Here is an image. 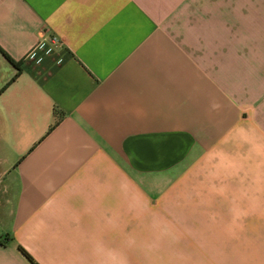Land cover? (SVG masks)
<instances>
[{"label": "crops", "instance_id": "0c3cea01", "mask_svg": "<svg viewBox=\"0 0 264 264\" xmlns=\"http://www.w3.org/2000/svg\"><path fill=\"white\" fill-rule=\"evenodd\" d=\"M19 248L264 264V0H0V264Z\"/></svg>", "mask_w": 264, "mask_h": 264}, {"label": "built area", "instance_id": "2783aa9c", "mask_svg": "<svg viewBox=\"0 0 264 264\" xmlns=\"http://www.w3.org/2000/svg\"><path fill=\"white\" fill-rule=\"evenodd\" d=\"M61 46L59 40L55 37H49L46 39H41L32 50L28 53V58L40 63L42 58L39 57L38 53L42 52L46 56H51L56 49ZM62 62L61 58H56V63L60 64Z\"/></svg>", "mask_w": 264, "mask_h": 264}, {"label": "trees", "instance_id": "16d2710c", "mask_svg": "<svg viewBox=\"0 0 264 264\" xmlns=\"http://www.w3.org/2000/svg\"><path fill=\"white\" fill-rule=\"evenodd\" d=\"M19 250L21 251V253L32 263V264H36L33 259L30 257V255L22 248H19Z\"/></svg>", "mask_w": 264, "mask_h": 264}]
</instances>
